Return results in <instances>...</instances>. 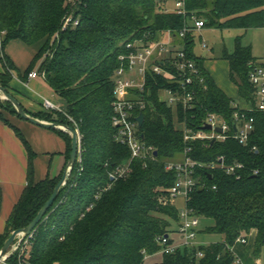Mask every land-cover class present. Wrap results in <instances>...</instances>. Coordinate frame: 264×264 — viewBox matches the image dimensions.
I'll return each instance as SVG.
<instances>
[{
	"label": "trees",
	"instance_id": "16d2710c",
	"mask_svg": "<svg viewBox=\"0 0 264 264\" xmlns=\"http://www.w3.org/2000/svg\"><path fill=\"white\" fill-rule=\"evenodd\" d=\"M170 0H0V30L5 31L0 46V86L11 92L14 66L4 49L13 40L39 46L33 66L45 75L47 85L63 98L65 111L29 113L41 120L69 125L80 135L81 151L67 184L61 189L52 208L38 225L30 245L32 264H144L146 256L160 252L158 239L170 235L174 223H180L175 203L164 199L176 180V173L166 170V163L178 161L183 155L184 122L194 130L203 129L209 113L229 121L233 135L234 108L229 97L204 67V58L195 52L193 32L184 39L179 32L190 17L206 21L205 28L257 29L264 26V0H186V16L165 12ZM171 9V8H170ZM68 16L78 20L75 27L63 28ZM174 33V43L183 48L205 77L195 85L196 103L185 114L180 106H170L162 99L167 88L178 87L163 75L149 72L145 92L146 108L139 112L144 123L140 138L154 148L157 156L147 166L133 159L131 172L125 178L111 179L110 173L131 160V151L116 141L113 126L115 74L120 57L129 52V43L151 45ZM230 78L238 86L240 99L255 107V88L249 82L251 64L256 62L251 46H244L238 37L233 53L224 52ZM176 59L156 61L166 70L174 71ZM31 66L25 73L27 79ZM19 101V100H18ZM0 120L14 128L24 141L30 159L34 156L23 134L11 118L24 120L9 101L1 100ZM24 108V107H23ZM25 109V108H24ZM8 114V116H6ZM255 119L254 131L246 145L229 138L225 141L196 140L191 143L190 156L197 162L226 164L236 161L245 165L240 180L221 169L197 168V186L188 206L201 219L211 220L202 230L220 235L222 241L209 245L182 247L163 254L158 264H237L233 248L238 239L256 238L252 255L260 258L264 249V112L256 108L247 113ZM70 159L72 138L63 131ZM182 159V158H181ZM80 160V161H79ZM67 164V163H66ZM66 167V166H65ZM254 170L258 171L255 175ZM32 164L29 184L10 216L6 230L0 234V249L13 233L26 228L61 180L46 179L34 184ZM203 252L199 257L198 252Z\"/></svg>",
	"mask_w": 264,
	"mask_h": 264
},
{
	"label": "built area",
	"instance_id": "2783aa9c",
	"mask_svg": "<svg viewBox=\"0 0 264 264\" xmlns=\"http://www.w3.org/2000/svg\"><path fill=\"white\" fill-rule=\"evenodd\" d=\"M75 2L76 0H69ZM173 8H165V12H176L186 16V0H170ZM190 21V23H189ZM79 24L78 20L68 16L63 28L69 26L75 27ZM206 21L192 16L185 23L184 28L179 32V37L184 39L189 32L201 31L205 28ZM166 38L157 41L151 45H144L141 42L129 43L127 48L129 52L120 57L121 65L117 69L114 82L115 100L113 106L112 123L116 128V141L121 145L127 146L131 151V160L126 164L116 167L111 173V179L118 180L125 178L131 172V162L133 159H140L147 166L148 162L153 160L154 148L146 145L140 138L139 112L146 108V100L144 98L145 87L147 83V75L149 72H154L158 75H163L169 81L178 83V87L167 88L162 94L167 95L165 102L168 105L183 108L185 114L189 112L196 103L197 91L195 85L197 83L204 84L205 77L200 72L195 62L187 57L183 48L174 44V33L171 30L165 32ZM5 31L0 30V46L2 44ZM205 46V44H204ZM172 54L176 59L173 63L175 70H166L161 64H156V61L162 64L167 62V58ZM168 63V62H167ZM45 78L44 74H41ZM38 77V73L33 71L29 73V78ZM249 82L255 88V107L249 105L244 99L233 100L232 106L236 108L233 114L232 122L234 134L231 135V125L228 120L222 118L215 113H209L203 123V129L194 130L189 127L184 117L183 122V137L186 144L182 159L178 161H169L166 163V170L176 173V180L169 192V198L164 199L163 203L170 201L175 203L179 197H184L185 208L180 211V223L177 233L180 236V244L172 239L170 235L162 236L158 239V244L161 246L160 253L170 254L176 252L182 247H192L195 245V240L199 233L201 218L196 216L193 210L188 206L191 193L197 186L195 174L197 168L221 169L226 174L240 180L245 170V165L242 162L236 161L232 164H226L224 156L218 158V162L202 164L195 161L191 156V143L196 140L203 141H225L232 138L238 141L241 145H246L250 136L254 131L255 119L248 117L247 113L252 112L255 108L258 111L264 112V61L254 62L249 70ZM46 109L57 110L56 107L49 101L44 103ZM211 125V130H205L204 126ZM216 128H221L222 133L216 131ZM80 161V160H79ZM258 174L257 170L253 172ZM67 184V183H66ZM33 234L23 242H19L18 246L14 245L12 257L1 264H32L30 261V245ZM237 243L242 245L247 244L245 238L238 239ZM198 256L202 257L203 252H198ZM237 264H243L241 259L237 257ZM254 264H263L260 259H256Z\"/></svg>",
	"mask_w": 264,
	"mask_h": 264
},
{
	"label": "crops",
	"instance_id": "0c3cea01",
	"mask_svg": "<svg viewBox=\"0 0 264 264\" xmlns=\"http://www.w3.org/2000/svg\"><path fill=\"white\" fill-rule=\"evenodd\" d=\"M257 29L264 31V26ZM229 30L248 32L253 29ZM165 38L166 35L162 39ZM244 46H251L253 49L252 45ZM39 48L37 45H28L21 40H13L6 45L4 52L14 66V78L10 83L11 92L29 113L35 114L51 111L46 109L44 105L46 101L51 102L57 110L65 111L67 109L65 100L47 85L45 79L38 72L39 62L33 66ZM225 51L228 52L226 49L223 50L222 56ZM253 56L257 59L256 62L264 61V58H257L254 54ZM204 60L206 71L218 87L229 97L239 100L238 86L230 78L227 60L223 59L228 66L226 73L227 84L221 82V77L215 73L212 59L204 58ZM31 66L34 67L32 72L36 71L38 77L30 79L28 76L27 79H24L25 73ZM4 71V64L0 61V73ZM11 121L23 134L25 142L29 145L34 156L30 159L29 151L24 141L18 136L14 128L0 120V234L5 232L7 222L15 206L29 184L30 162L32 164L31 176L34 184L46 179L59 178L67 163V143L61 134L55 130L42 128L15 117L11 118ZM175 233L178 239L170 236L176 244H180V236L177 231ZM255 238L256 232L253 231L246 245L237 243L233 248L235 255L241 259L243 264H254L256 260L252 255ZM195 244L199 245L198 242H195Z\"/></svg>",
	"mask_w": 264,
	"mask_h": 264
},
{
	"label": "rangeland",
	"instance_id": "374dc122",
	"mask_svg": "<svg viewBox=\"0 0 264 264\" xmlns=\"http://www.w3.org/2000/svg\"><path fill=\"white\" fill-rule=\"evenodd\" d=\"M169 8H173V4L169 3ZM190 23V21H189ZM194 40H195V52L199 56H203L205 59H212L214 62V71L221 77V82L226 81V73L228 71V66L225 61L222 59L223 50H228L229 53L234 51L236 40L238 37H241L243 45H252L253 54L257 58H264V31L253 29L248 32L240 31V30H229V29H215V28H204L202 31L193 32ZM204 43L206 46H204ZM211 61V62H212ZM162 99L164 101L167 100V95L162 94ZM4 102V99L1 98ZM3 109L0 107V111ZM8 116V114H6ZM9 117V116H8ZM177 128L183 130V123L176 122ZM182 158V157H181ZM180 158V159H181ZM178 159V160H180ZM176 207L179 211L185 208V199L184 197H179L175 201ZM211 220L201 219V224L199 227V233L195 240L199 245H209L213 242L222 241V237L220 235H210L202 230L206 225L210 224ZM178 230V224L174 223L173 227L170 231V235L174 239H178L177 234L174 232ZM19 240L16 241L15 245L18 246ZM240 244V243H239ZM196 245V244H195ZM197 245V246H199ZM246 245V244H245ZM253 251V248H252ZM264 264V249L259 258ZM163 260V254L158 252L150 256H146L144 264H158Z\"/></svg>",
	"mask_w": 264,
	"mask_h": 264
},
{
	"label": "water",
	"instance_id": "95a60500",
	"mask_svg": "<svg viewBox=\"0 0 264 264\" xmlns=\"http://www.w3.org/2000/svg\"><path fill=\"white\" fill-rule=\"evenodd\" d=\"M0 96L2 99L11 102L13 104V106L15 107L17 113L24 120H26V121H28V122L36 125V126L42 127V128L52 129V130H60V131L66 132L72 138V147H71L70 159L66 164V167L63 171V176H62L61 180L58 182V184L56 185L52 196L46 202L44 207L39 211V213L33 219V221L26 228L13 231V233L10 235V237L7 239V241L4 243L3 247L0 249V264H1L3 261H6L12 257L14 252L13 253H11V252L13 250V247H14L16 241L19 240V242L21 243L24 240H26L28 237H30L35 232L36 228L42 222L44 217L47 215L49 210L52 208V206H53L56 198L58 197L61 189L66 185L69 177L71 176V173L73 172V170L76 166V163L78 161V157H79L80 151H81V141H80L79 132L75 128H73L69 125L61 124V123L48 122L45 120H41V119H38V118L30 115L23 108V106L21 105V103L18 101L17 98L14 97L4 87H1V86H0ZM137 120L139 122V125L142 126L144 123V115L140 114ZM204 129L205 130H211L212 127H211V125H206V126H204ZM216 131L222 133L221 128H216ZM154 155L157 156V152H155ZM126 163L127 162L125 161L124 164H126Z\"/></svg>",
	"mask_w": 264,
	"mask_h": 264
}]
</instances>
